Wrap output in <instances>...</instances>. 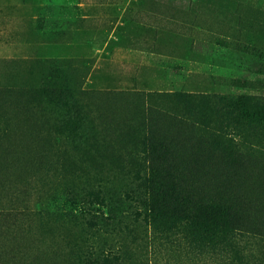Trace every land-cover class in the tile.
Segmentation results:
<instances>
[{"label":"rangeland","instance_id":"1","mask_svg":"<svg viewBox=\"0 0 264 264\" xmlns=\"http://www.w3.org/2000/svg\"><path fill=\"white\" fill-rule=\"evenodd\" d=\"M263 181L264 0H0V264H264Z\"/></svg>","mask_w":264,"mask_h":264},{"label":"trees","instance_id":"2","mask_svg":"<svg viewBox=\"0 0 264 264\" xmlns=\"http://www.w3.org/2000/svg\"><path fill=\"white\" fill-rule=\"evenodd\" d=\"M218 207L219 206L216 204H211V205L205 206V208L209 212V214H213V213L217 214ZM215 226H216L215 222H203L200 225V230L203 232V234L205 236L210 237V235L214 234V232L216 230Z\"/></svg>","mask_w":264,"mask_h":264}]
</instances>
